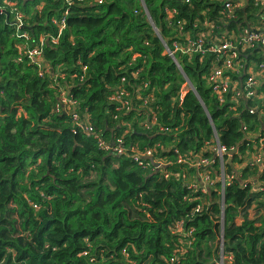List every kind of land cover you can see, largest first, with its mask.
I'll return each instance as SVG.
<instances>
[{"label":"trees","instance_id":"obj_1","mask_svg":"<svg viewBox=\"0 0 264 264\" xmlns=\"http://www.w3.org/2000/svg\"><path fill=\"white\" fill-rule=\"evenodd\" d=\"M4 1L0 264H217L221 254L229 264H264V191L247 181L258 169L245 167L240 178L247 183L232 179L223 197L219 181L203 194L182 177L165 178L150 162L139 166L129 155L105 152L77 130L69 113L55 111L62 86L77 100L79 116H87L105 140L121 137L139 149L158 143L199 151L215 130L222 144L243 153L251 143L242 126L259 132V112L251 113L242 102L235 110L218 103L204 79L210 59L177 53L178 67L161 40L174 33L165 21L167 9H175L174 19H183L195 34L194 21H216L218 5L212 0H6L13 6ZM248 2L229 28L254 20L256 9ZM13 7L22 15V27ZM62 17L65 27L57 35L53 19ZM34 48L42 62L28 57ZM121 78L132 96L146 83L141 92L151 93V101L140 108L141 100L133 96V109H117L110 96ZM255 103L247 101L250 107ZM149 108L167 131L139 125L152 115ZM158 152L174 159L172 149ZM226 168L230 171V164ZM165 170L195 176L179 164ZM257 179L264 180V170ZM257 195L263 202L253 216L249 208ZM197 204L202 211L192 214ZM179 220L184 232L193 229L189 237L173 231Z\"/></svg>","mask_w":264,"mask_h":264},{"label":"built area","instance_id":"obj_2","mask_svg":"<svg viewBox=\"0 0 264 264\" xmlns=\"http://www.w3.org/2000/svg\"><path fill=\"white\" fill-rule=\"evenodd\" d=\"M67 1L71 2V0ZM97 1L101 2L100 0ZM185 1L188 2V0ZM212 1L218 5V18L216 21L208 17L203 20L197 18L193 23V27L198 29L195 34L191 33L189 29H185L183 19H174L177 13L175 9H167L165 21L174 33L168 36L167 40L164 38H161V40L165 52L175 60V54L177 53L188 57L199 55L202 59H210L204 79L218 103H229L232 105L231 109L235 110L242 102L246 104V108L251 113L259 112V132H252L246 125L242 126L245 138L251 143L243 153H239L234 146L228 147L222 144L215 130H213L212 137L205 141L199 151L181 152L172 146L163 147L158 143L153 147L145 146L139 149L136 144L127 146L121 137H116L111 141L105 140L87 116H79L76 111L77 100L69 96V92L62 86L58 87L59 95L55 111L69 113L77 126V130L86 136L93 137L98 147L105 152L117 156L129 155L139 166H144L148 164L147 162H150L156 171L163 172L165 178L171 175L178 178L182 177L183 182L188 183L195 191L207 194L213 184L219 181V194L220 197H223L225 186L232 179H239L241 186L250 181L253 188L264 191V180L258 181L257 179L260 172L264 170V90L262 89L264 84V0H250L251 5L256 9L254 20L236 28H229L227 25L231 20L239 19L238 13L240 11L244 14V9L248 6L249 0ZM4 2L11 6L14 5V3L6 0ZM142 8L144 13L149 16L146 8L144 6ZM12 11L18 26L22 27L21 13L16 7H13ZM53 22L57 25V35H59L65 27L64 17L59 21L53 19ZM56 40L57 38H54L53 43H56ZM27 55L37 63L42 62V53L37 48L28 50ZM252 56H256L258 59H252ZM81 68L85 72L86 66L82 65ZM134 76L136 75L134 74ZM82 78L83 76L80 77V79ZM146 86L145 83L134 90V99L141 100L140 108L145 107L153 97L151 93L142 95L141 91L144 92ZM133 96L125 86V79L121 78L112 90L110 101L116 104L117 109L128 112L133 109L131 102ZM249 100L256 101L255 105L250 107L247 104ZM149 110L152 113L151 108ZM139 125L143 128L156 126L160 132L168 130L157 123L153 113L147 120L140 122ZM170 149L173 150L174 159L161 157V153L158 152L159 150L167 151ZM235 155L238 160L234 161ZM173 164H179L187 169L194 170L195 176L191 178L186 173L165 170ZM229 164L231 166L230 171L226 168V165ZM214 166H217L218 169V174L215 177L213 176ZM247 166L258 169V172L255 175H248L246 181L240 177L242 170ZM32 206L35 210L38 209L37 204L33 203ZM221 207H223L222 200ZM201 211L202 205L197 204L192 209V214ZM183 230V220H179L173 231L183 235V238L189 237L193 229L190 228L186 232ZM219 241L222 243V235ZM82 254L87 255V250ZM122 254L125 257L128 256L127 250L123 249ZM219 263L223 264L222 260Z\"/></svg>","mask_w":264,"mask_h":264},{"label":"rangeland","instance_id":"obj_3","mask_svg":"<svg viewBox=\"0 0 264 264\" xmlns=\"http://www.w3.org/2000/svg\"><path fill=\"white\" fill-rule=\"evenodd\" d=\"M185 89H188V85H186V84L183 85V90H185ZM249 175H253V174H249ZM261 199H262V197H259V195H257V198L252 202V206L249 208V210L253 216L257 215L261 211V208H259V205H261L260 203L263 202V201H261ZM236 221L239 222L240 220L237 219ZM214 244L216 245L215 241H214L213 245ZM221 260H222L223 264H229L228 257L224 258L222 254L220 255L219 261H221ZM217 264H220V263H217Z\"/></svg>","mask_w":264,"mask_h":264},{"label":"water","instance_id":"obj_4","mask_svg":"<svg viewBox=\"0 0 264 264\" xmlns=\"http://www.w3.org/2000/svg\"><path fill=\"white\" fill-rule=\"evenodd\" d=\"M173 60L175 61V63H176L177 65H179L178 62H177V60H175V59H173Z\"/></svg>","mask_w":264,"mask_h":264}]
</instances>
